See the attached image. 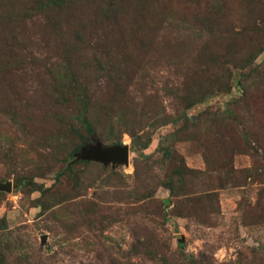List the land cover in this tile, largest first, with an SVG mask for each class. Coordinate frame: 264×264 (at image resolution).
<instances>
[{"label": "rangeland", "instance_id": "374dc122", "mask_svg": "<svg viewBox=\"0 0 264 264\" xmlns=\"http://www.w3.org/2000/svg\"><path fill=\"white\" fill-rule=\"evenodd\" d=\"M0 182V264H264V0H0Z\"/></svg>", "mask_w": 264, "mask_h": 264}, {"label": "water", "instance_id": "95a60500", "mask_svg": "<svg viewBox=\"0 0 264 264\" xmlns=\"http://www.w3.org/2000/svg\"><path fill=\"white\" fill-rule=\"evenodd\" d=\"M85 159H92L97 162L109 164V163H128L129 162V155L130 149L127 146H117L112 147L109 149H103L100 144L97 146H92L90 149H84ZM83 158V154L81 153L80 158ZM0 191L5 192H12L13 191V184L8 183H1L0 182Z\"/></svg>", "mask_w": 264, "mask_h": 264}, {"label": "trees", "instance_id": "16d2710c", "mask_svg": "<svg viewBox=\"0 0 264 264\" xmlns=\"http://www.w3.org/2000/svg\"><path fill=\"white\" fill-rule=\"evenodd\" d=\"M78 152L80 153V152H81V150H79ZM75 158H77V156H76Z\"/></svg>", "mask_w": 264, "mask_h": 264}]
</instances>
